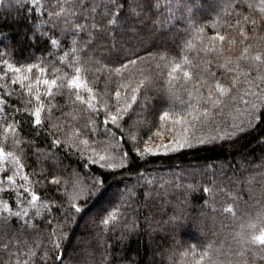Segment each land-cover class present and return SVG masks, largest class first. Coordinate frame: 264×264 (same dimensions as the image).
Instances as JSON below:
<instances>
[{"label": "trees", "instance_id": "obj_1", "mask_svg": "<svg viewBox=\"0 0 264 264\" xmlns=\"http://www.w3.org/2000/svg\"><path fill=\"white\" fill-rule=\"evenodd\" d=\"M57 2L65 4V0H39L44 7L36 11L31 0H24V7L16 0H0V58L21 66L22 74L30 77L24 83H32L34 87L37 76L54 78L53 65L61 69L56 76L65 72L74 74V68L59 59L71 47L70 37L60 32L63 20L59 21V27L53 28L55 22L50 23L52 18L47 14L59 11L49 7ZM73 2L67 0V4ZM128 2L122 0L124 10L118 13L127 18L124 27H109L99 35L90 29L91 40L83 32L77 36L80 51L75 55L81 60L74 66L82 68V77L94 88L98 99L107 92L113 105L116 90L129 94L130 88L136 87L139 81L151 82L146 92L143 84L137 92L141 101V92L150 97L149 105H134L130 112L132 120L142 122L138 125L139 136L147 140L152 135L154 143L160 142L154 135L157 130L165 131V142L172 139L166 130L173 127V114L183 115L190 102L201 108L205 105L203 100L197 103L195 89L206 96L208 88L200 85L220 82L231 95L220 97L221 104L214 108L208 105L210 115L203 124H197L194 131L198 136L218 134L222 139L141 159L131 151L133 145L127 142V136L121 139L127 125H122L119 131L111 122L105 125L101 110L98 119L97 114H92V119L97 120V132L81 138H88L90 142L107 140L103 135L107 127L115 132V140L120 141L122 150L129 152L130 160L121 169H102L91 163L90 153L81 157L78 151L73 150L74 155L60 145L52 148L51 140L56 137L34 131L36 126L28 122L30 112L16 113L17 121H25L22 138L34 144L24 149V171L32 180H43V176L32 175L33 172L39 174L43 168L49 182V172L60 179L61 191L57 192L54 185L48 189L46 195L55 201L52 215L32 218L35 228H24V222L15 218H9L4 224L0 216V264H17L18 259L20 264H25L30 260L26 255L29 249L38 253L32 260V264H37L39 256L52 247L49 234L58 222L65 220L63 211L55 209L60 198L67 203L63 189L71 190L72 181L76 179L74 174L85 184L91 183L93 176L99 177L102 186L92 195L79 198L81 213L73 215L72 221L63 227V238L58 240L61 246L55 252L61 259L53 264H188L198 260L201 254L203 264H253V261L264 264L240 243L237 234L241 225L264 207V122H256L250 128L242 123L248 101L256 103L264 91V63L245 60L242 55L245 47H249V57L255 52L264 55L261 0H140L139 17L129 14ZM249 4L253 7L249 8ZM80 7L83 11L72 9L75 16H79L73 19L75 23L90 24L94 17L99 19L103 15V0H83ZM242 16L257 20V24L243 25L245 31L240 35L235 25ZM157 20L163 22L162 25L153 23ZM198 28H203L204 32L197 33ZM217 31L235 41L234 45L223 44V56L232 61L225 67H221L225 64L223 56L204 50ZM50 38L58 39L60 45L53 48ZM72 55L69 52L66 58L69 62ZM29 63L37 65L30 72L26 69ZM175 64H180L181 68L174 70ZM39 67L45 68L43 74L39 73ZM117 68L121 69L119 73L115 71ZM185 70L190 73L188 78L183 76ZM5 74L6 79L0 78V94L8 101V111L14 113L17 108H24L29 96L0 64V77ZM125 84L129 88H125ZM39 87L43 92L44 86ZM169 91L175 92V98ZM9 92L12 95L9 96ZM54 92L52 103L57 105L54 117H60L61 132L71 127L72 120L82 128L87 112L78 115L76 109L87 110V105L80 102L73 105L74 95L69 100L67 94L62 96L55 89ZM189 92H192L191 99ZM82 94L87 98L86 91L82 90ZM164 111L170 113L168 121L160 120ZM61 112L69 119L65 120ZM88 127L91 129L93 125ZM234 128L238 130L233 135ZM59 138L64 140L62 134ZM139 147L143 151V144ZM37 148L51 151L58 148L59 151L55 161L45 157L37 160L34 155ZM85 164L89 166L84 167ZM17 181L20 182L19 177ZM204 188L210 191L205 192ZM113 209L117 219L108 226L101 224V218H107ZM51 238L57 239L56 236ZM186 249L189 255L184 256Z\"/></svg>", "mask_w": 264, "mask_h": 264}, {"label": "snow or ice", "instance_id": "obj_2", "mask_svg": "<svg viewBox=\"0 0 264 264\" xmlns=\"http://www.w3.org/2000/svg\"><path fill=\"white\" fill-rule=\"evenodd\" d=\"M18 5L24 7V0H16ZM33 5H36L35 10H43V4L39 3V0H31ZM83 0H74L72 4H61L59 2L54 5H49L52 8H58L59 11H49L47 14L52 18L51 22L53 28L59 27V21L63 20L64 27L60 28L62 34H67L71 39V47L69 51L64 52L63 55L59 57L60 61L65 62L69 68H74V74H69L67 72L63 75L56 76L61 69L53 65L54 78L52 79H41L39 76L36 77L35 87L32 83L25 84V81L30 80V77L22 74V67L16 64L10 63L8 60L0 58V64L12 74V79L14 82H20L21 87L28 93L29 99L24 101V108H17L15 112H9V104L7 99L0 94V216L3 217L2 223L6 224L9 218H15L17 220L23 221L22 227L35 228L36 225L33 224L32 218L40 217L42 214L47 216L52 215V204L55 202L51 197L47 196L46 193L53 185L57 192L61 191V181L58 177L52 173H48L51 176V181H48V176L44 175V169L42 168L39 174L35 172L32 175L43 176V180L37 178L35 180L30 179V174L24 171L26 165L22 163L24 156L26 155L24 149L34 147L31 140H25L22 138V124L25 121H17L15 119V114L19 112H30V117L28 122L34 124L36 129L43 131L46 134L56 137L51 140V147L56 148L60 145L63 148H67L68 151L75 155L73 150L79 152L81 157L88 155V159L92 164H98L102 169H121L124 164L130 163L129 152L122 150L121 143L119 140H115V132H112L109 128H105L103 135L107 136L108 139L104 141H91L88 138L82 139L81 137H87L90 133L94 134L97 132V120L92 119V114H100L101 110L103 113V123L108 125L111 122L112 126L119 131L122 125L126 124L127 128L121 132V139L126 135L127 142H131L133 147L131 151L137 154V158H144L148 155H155L157 153H168L176 152L184 148H191L194 144L201 145L208 143L215 139H222L217 135H202L198 136L195 134V129L197 124H203L207 117L210 115V109L208 105L213 108L221 104L220 97L231 95L229 89L225 87L224 84L216 82L214 84H201L200 87H207V95L205 96L199 89H195L196 101L203 100L205 105L197 107L191 102L187 105V110L184 111L183 115L173 114L171 117L172 128L166 131L172 135V139L168 142L164 141L165 131L157 130L154 135L159 139V143L152 142V135L148 136L147 140L142 139L139 136L138 125L142 122L131 119L130 110L134 109V105L143 104L145 107L149 105L150 97H148L145 92L150 88L151 82L139 81L136 87H131L129 94H122L119 90L115 91V104L111 102V97L106 92L104 96L99 99L93 87L88 85V82L82 77V68L79 66H74L78 64L81 60L80 56L75 55V53L80 51V41L77 40V36L83 32L88 36V39H92L93 32L91 30H96L97 35L105 33L109 27H124L127 23V18L119 15L118 13L124 10V4L122 0H103V15L97 18H93L91 23H75L73 19H79V16H75L72 9L76 8L79 11H83L80 5ZM98 6V5H97ZM158 7L159 5H155ZM249 8L253 5L249 4ZM137 9H142V3L140 0H129L128 2V12L130 15H136L139 17L140 13ZM191 11L190 8H187ZM95 11V6L93 8ZM260 12L264 13V0L260 3ZM143 23V21H140ZM153 23L161 24L163 22L157 20ZM251 23L252 25L257 24V20L250 19L248 16H242L241 19L236 21V27L240 35L244 34L243 25ZM260 23L264 25V16L261 17ZM215 27V24L213 25ZM232 27V25H229ZM39 27V25H37ZM75 29V31H73ZM91 29V30H90ZM197 33H203V28H198ZM41 35L48 36V33H41ZM217 42H220L219 44ZM229 45H234L235 41L228 39L225 35H221L217 31L211 38H209V43L204 46L206 52H215L218 57L223 56L225 49L223 47L224 43ZM86 43V42H85ZM50 45L56 48L60 45L58 39L50 38ZM191 47V45H189ZM69 52L73 55L71 56V61L69 62L66 58L69 56ZM249 53V47H245L243 50V58L245 60L251 59L254 62L264 63V55L260 52H255L251 57L247 54ZM126 58V57H125ZM225 64L221 67H225L232 63L231 59L227 56H223ZM130 63H135V61H129ZM37 65L29 63L26 65V69L30 72L32 69L36 68ZM181 68L180 64H175L173 69ZM117 73L121 69L117 68L115 70ZM236 71V69H233ZM45 72L44 67H39V73L43 74ZM171 75V73L169 74ZM183 76L188 78L190 73L188 71L183 72ZM6 79V74L4 77ZM214 79V78H213ZM235 83V80H233ZM143 84L145 92H141L143 100L138 99L137 92L140 91L139 85ZM40 85L44 86V91H40ZM7 87V85H5ZM125 88H129V85L125 84ZM61 93L63 96L67 94L68 99L71 100L74 95L75 99L72 101L73 105L76 102H80L82 105H87V110L76 109L77 114L87 112V118L84 121L83 127L76 125L75 120L70 121L71 127L67 128L65 131L61 132L63 127L60 123V117H54V112L56 111L57 105H53L52 100L55 98V92ZM82 90L86 91L87 98L82 94ZM161 96L164 97V91H161ZM170 96L175 98V92L169 91ZM8 95H12L9 92ZM188 96L192 97V92L188 93ZM107 97V98H105ZM233 100L239 99L238 97H232ZM183 103V101H181ZM127 114V115H126ZM61 116L65 120L69 117L61 112ZM83 119L84 117L81 116ZM170 119L169 111H164L160 116L161 121H168ZM256 122H264V91H262L257 97V102L253 103L248 101V108L245 110V119L242 121L245 128L252 127ZM89 124L93 125L89 129ZM55 129V131H53ZM238 128H234L233 133ZM242 130V129H239ZM64 136V140L61 141L59 135ZM228 135V133H225ZM114 142V143H113ZM143 144V151H141L139 145ZM96 145V146H94ZM102 145V147L100 146ZM99 147V150H98ZM59 151L44 150L37 148L34 155L37 160L40 157L51 158L55 161L56 153ZM85 164L84 167H88ZM11 174H7V173ZM76 179L72 181L71 190L69 191L66 187L63 189L64 196L67 198V203L63 198L59 200V206L55 211H63V216L65 220L63 222H58L56 228L49 234V243L52 245L51 248L46 249L43 255L39 256L37 264H53L54 261L61 259V257H56L55 252L61 246L58 243L59 239L63 238V227L72 221L73 215L81 213V207L79 204L80 197H88L93 194L98 188L102 186V181L99 177L93 176L91 178V183L85 184L79 179L78 174H74ZM17 177L20 178V182L17 181ZM67 183V182H65ZM41 185H47V187H41ZM203 191L209 192L210 189L204 188ZM230 210V209H228ZM117 219V212L115 209L108 214L107 218H101L100 223L108 226L110 221H115ZM128 225H124L127 229ZM242 232L238 234L240 238V243L246 245L250 250L253 257L259 256L260 260L264 262V207H261L255 214V217H251L248 221L242 224ZM52 236H56L57 239H52ZM123 239V237H121ZM9 247L5 245V248ZM179 247V245H177ZM51 253V256L49 255ZM11 256L12 254L9 253ZM30 257V260L26 261L25 264H32V260L36 259L38 253L29 249L26 253ZM175 255V253H173ZM184 256L188 255V250L183 252ZM19 257V252L17 253ZM171 259V256L169 257ZM204 255L201 254L198 260H194L193 264H203ZM17 264H20L19 259ZM255 264V261H253Z\"/></svg>", "mask_w": 264, "mask_h": 264}, {"label": "clouds", "instance_id": "obj_3", "mask_svg": "<svg viewBox=\"0 0 264 264\" xmlns=\"http://www.w3.org/2000/svg\"><path fill=\"white\" fill-rule=\"evenodd\" d=\"M242 230H243V229H242V225H241V231L238 232L237 234H240V233L242 232ZM182 255H183V254H182ZM188 255H189V254H188ZM188 264H193V261H189Z\"/></svg>", "mask_w": 264, "mask_h": 264}]
</instances>
